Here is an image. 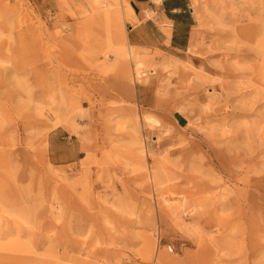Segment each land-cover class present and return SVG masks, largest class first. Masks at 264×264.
<instances>
[{"label":"rangeland","instance_id":"rangeland-1","mask_svg":"<svg viewBox=\"0 0 264 264\" xmlns=\"http://www.w3.org/2000/svg\"><path fill=\"white\" fill-rule=\"evenodd\" d=\"M190 3L175 58L127 0H0V264H264V0Z\"/></svg>","mask_w":264,"mask_h":264},{"label":"crops","instance_id":"crops-1","mask_svg":"<svg viewBox=\"0 0 264 264\" xmlns=\"http://www.w3.org/2000/svg\"><path fill=\"white\" fill-rule=\"evenodd\" d=\"M194 19L190 0H127L121 17L118 15L116 18L125 27L120 40L123 43L126 41L129 48L175 58L179 52H186L191 44ZM140 88L137 94L139 103L162 111L149 89L143 85ZM172 121L176 126H183L187 116L184 112L175 110ZM70 138L71 135L62 136L54 130L49 132L47 155L51 164L66 165L81 158L83 150L75 148L76 144Z\"/></svg>","mask_w":264,"mask_h":264},{"label":"bare ground","instance_id":"bare-ground-1","mask_svg":"<svg viewBox=\"0 0 264 264\" xmlns=\"http://www.w3.org/2000/svg\"><path fill=\"white\" fill-rule=\"evenodd\" d=\"M130 6V5H129ZM129 11H130V8H129ZM131 13V12H130ZM151 14V13H150ZM131 15V14H130ZM133 17V16H132ZM136 20V19H135ZM258 22V21H257Z\"/></svg>","mask_w":264,"mask_h":264}]
</instances>
